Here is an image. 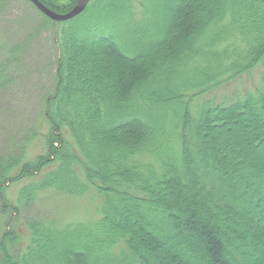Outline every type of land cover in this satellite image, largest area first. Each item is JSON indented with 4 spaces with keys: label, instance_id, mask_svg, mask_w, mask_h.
<instances>
[{
    "label": "trees",
    "instance_id": "1",
    "mask_svg": "<svg viewBox=\"0 0 264 264\" xmlns=\"http://www.w3.org/2000/svg\"><path fill=\"white\" fill-rule=\"evenodd\" d=\"M39 1L66 13L59 0ZM140 1L139 12L134 0H89L55 26L46 154L26 161L21 143L0 159V192L31 179L15 210L43 191L94 190L98 217L28 221L27 240L6 234L1 264H264V149L255 157L264 144V0ZM21 44L0 50V89ZM257 65L258 86L216 102V89ZM236 119L249 122L246 134H210ZM234 136L232 154L215 145Z\"/></svg>",
    "mask_w": 264,
    "mask_h": 264
},
{
    "label": "rangeland",
    "instance_id": "2",
    "mask_svg": "<svg viewBox=\"0 0 264 264\" xmlns=\"http://www.w3.org/2000/svg\"><path fill=\"white\" fill-rule=\"evenodd\" d=\"M79 1L76 0L74 3V0H59V5L68 12ZM140 3V0H134L133 4L139 12L143 9ZM155 4L158 7V4ZM60 23L62 22H53V24L46 22L28 0H8L6 8L0 11V50L22 43L17 57L9 64L8 71L13 79L0 89V159L8 155L16 157L20 153L21 143L25 144L22 154L26 161H34L37 156L46 154L45 136L51 126L48 122L45 102L49 93L53 92L56 83L55 73L59 49L55 38V26ZM262 70V67L257 65L249 73L220 86L215 90L214 99L216 102H223L232 90L244 91L246 88L258 86ZM248 123L244 119H236L232 125L214 128L215 132L210 134L215 136L218 132L221 133L218 136H227L229 131L236 130L246 134L249 129ZM64 139L70 143L73 141L66 130H64ZM232 141L225 142L219 137L215 145L232 154L239 148V140L234 136ZM261 149H264V144L262 148L257 149L256 158L261 155L259 153ZM30 180L23 179L16 183H7L0 192V244L9 232L17 234V231L23 235L24 240H27L26 222L31 220L54 219L59 224H65L94 220L98 217L101 198L94 190L82 195L43 191L35 202L28 204L29 206L20 205V209L15 210L19 206L17 192ZM190 193L188 189L183 191L185 198H188ZM2 205L6 206L4 211H1ZM19 246L22 248L23 243ZM15 248L16 246L10 247L11 252L15 253ZM203 258L196 260L189 258L188 261L191 264H205Z\"/></svg>",
    "mask_w": 264,
    "mask_h": 264
},
{
    "label": "water",
    "instance_id": "3",
    "mask_svg": "<svg viewBox=\"0 0 264 264\" xmlns=\"http://www.w3.org/2000/svg\"><path fill=\"white\" fill-rule=\"evenodd\" d=\"M31 3H33L37 9L39 8V10L46 15L48 18H50V20H53L55 22H60V21H66L69 19H72L76 16H78L84 9L85 6L87 5V3L89 2V0H80L77 5L70 10L67 13L64 14H59L56 13L55 11L51 10V8L49 9L48 7H46L41 1L39 0H29Z\"/></svg>",
    "mask_w": 264,
    "mask_h": 264
}]
</instances>
